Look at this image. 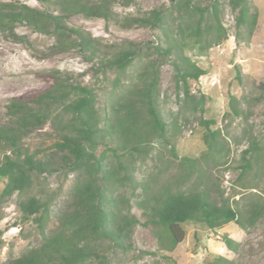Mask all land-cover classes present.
Listing matches in <instances>:
<instances>
[{"label":"trees","instance_id":"obj_1","mask_svg":"<svg viewBox=\"0 0 264 264\" xmlns=\"http://www.w3.org/2000/svg\"><path fill=\"white\" fill-rule=\"evenodd\" d=\"M42 7L20 0H0V32H15L18 24L54 38L52 53L78 49L93 73L108 70L118 75L110 107L103 113L97 105L93 87L59 69H51L45 87L12 96L6 105L8 121L0 124V177L4 186L0 198L17 193L24 218H33L42 235L41 242L21 255L0 264H113L109 256L117 249L130 248V237L138 219L124 212L127 200L121 188L132 192L139 186L135 179L134 157L151 153L157 139H165L168 123L159 99L161 67L169 62L181 106L199 113L202 139L208 151L220 150L221 132L213 128L217 121L206 118L207 95L196 94L191 82L207 73L187 51L199 55L228 38L221 19V0H170L143 13L117 19L122 28L146 27L157 32L154 39L129 41L112 50L104 49L91 32L70 21L73 14L83 17L114 19V6L120 0H38ZM130 4L134 0H123ZM236 12L237 35L243 26L249 35L257 24L259 11H252L251 0H228ZM237 80L241 68L235 66ZM126 75V81L121 80ZM262 92L256 97L264 100ZM230 107L239 115L238 99L230 94ZM50 126L55 134L47 150H31L26 137L35 129ZM104 146L102 150L100 147ZM240 176L256 169L264 173L263 137H253L242 151ZM187 177L195 170L197 158L182 157ZM55 173H75L71 205L56 216L57 225L49 233L52 195L43 190L29 194L36 181ZM256 183L250 187L257 190ZM243 206L229 197L217 201L206 188L161 185L148 197V221L163 230L159 237L172 252L186 237L185 224L200 223L217 230L230 222L246 229L264 217V193L257 191ZM127 203L128 200L126 201ZM130 206V205H128ZM220 239L235 250L237 241L225 232ZM3 242L0 230V246ZM205 264H231L223 255H215Z\"/></svg>","mask_w":264,"mask_h":264},{"label":"rangeland","instance_id":"obj_2","mask_svg":"<svg viewBox=\"0 0 264 264\" xmlns=\"http://www.w3.org/2000/svg\"><path fill=\"white\" fill-rule=\"evenodd\" d=\"M10 1V0H3ZM31 6L42 7L38 0H20ZM221 0V19L228 30V38L211 47L204 55L187 52L207 73L198 81L193 80L192 90L196 94L207 95L206 118H214L213 128L221 132L220 150L208 151L202 139L203 127L199 123V113L181 106V99L173 81V67L167 62L161 67V95L159 106L168 123L165 139L153 143L151 153L133 159L134 176L139 186L134 192L129 187L120 191L128 200L120 206L137 217L130 237L131 246L127 250L117 249L109 256L113 264H205L215 255H223L231 264H264V217L254 226L240 228L230 222L213 230L200 223L188 222L184 226L186 237L172 252L168 251L159 237L162 229L148 221V197L151 190L161 185L189 188L193 185L209 190L213 198L238 199L243 206L257 191L264 193V173L256 169L240 176L243 163L242 151L249 146L253 137H263L264 100L256 97L262 92L260 83L264 81V0H251L252 11L258 10L257 24L253 34L243 26L237 35L236 12ZM120 0L114 6L115 16L110 22L103 18H85L73 14L70 21L81 25L92 33L102 48L112 50L129 41L144 42L156 37L155 31L146 27L122 28L117 19L130 14L143 13L159 4H169L170 0H134L130 4ZM15 32L21 37L15 40L8 32H0V124L8 121L6 105L10 98L45 87L51 69L67 72L76 79L94 88L97 105L101 113L110 107L114 93V80L118 75L113 70L93 73L92 64L87 62L78 49L62 53H52L54 38L18 24ZM242 71L237 80L235 66ZM126 81V75H121ZM230 94L238 99L239 115L230 107ZM55 134L50 126H42L32 131L25 139L31 150H47L53 143ZM104 146L100 147L102 150ZM195 157L197 164L189 177L183 170L182 157ZM76 180L75 173H55L36 181L29 194H40L43 190L52 195V217L47 226L49 233L57 225L56 216L68 210L71 205V191ZM259 185L257 190L250 185ZM4 179L0 177V191ZM19 196L14 193L0 198V230L3 242L0 246V263L21 255L37 246L42 235L33 218H24L19 206ZM130 205V206H128ZM229 233L236 241L235 250L229 249L220 239L222 233Z\"/></svg>","mask_w":264,"mask_h":264}]
</instances>
